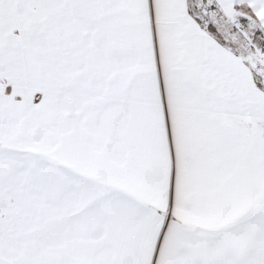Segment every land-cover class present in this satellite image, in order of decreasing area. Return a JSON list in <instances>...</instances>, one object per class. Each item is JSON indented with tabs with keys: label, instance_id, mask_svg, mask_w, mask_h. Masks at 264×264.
Returning a JSON list of instances; mask_svg holds the SVG:
<instances>
[{
	"label": "snow or ice",
	"instance_id": "6c2138e0",
	"mask_svg": "<svg viewBox=\"0 0 264 264\" xmlns=\"http://www.w3.org/2000/svg\"><path fill=\"white\" fill-rule=\"evenodd\" d=\"M0 264H264V0H0Z\"/></svg>",
	"mask_w": 264,
	"mask_h": 264
}]
</instances>
